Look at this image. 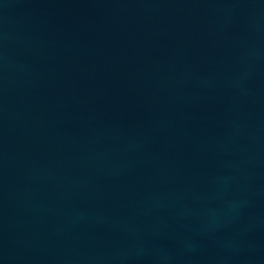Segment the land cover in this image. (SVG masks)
Instances as JSON below:
<instances>
[{
	"label": "water",
	"instance_id": "95a60500",
	"mask_svg": "<svg viewBox=\"0 0 264 264\" xmlns=\"http://www.w3.org/2000/svg\"><path fill=\"white\" fill-rule=\"evenodd\" d=\"M0 264H264V0H0Z\"/></svg>",
	"mask_w": 264,
	"mask_h": 264
}]
</instances>
